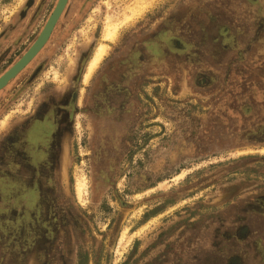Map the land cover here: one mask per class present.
I'll return each instance as SVG.
<instances>
[{"label": "rangeland", "instance_id": "1", "mask_svg": "<svg viewBox=\"0 0 264 264\" xmlns=\"http://www.w3.org/2000/svg\"><path fill=\"white\" fill-rule=\"evenodd\" d=\"M30 1L0 0V33ZM56 1L32 11L15 38L30 44ZM136 1L71 0L50 41L0 92L1 138L50 88L71 101L72 119L45 191L49 232L18 211L6 229L0 218V264H254L251 253L229 252L239 245L234 205L264 195V143L249 136L248 88L241 83L238 99L230 83L223 91L221 83L198 85L179 58L174 75L170 22L183 23L188 2L204 0H142L144 11L133 14ZM225 14L230 28L235 15ZM113 22L116 38L85 81ZM222 221L228 231L217 238ZM256 227L264 250V216Z\"/></svg>", "mask_w": 264, "mask_h": 264}, {"label": "flooded vegetation", "instance_id": "2", "mask_svg": "<svg viewBox=\"0 0 264 264\" xmlns=\"http://www.w3.org/2000/svg\"><path fill=\"white\" fill-rule=\"evenodd\" d=\"M230 1H233V4ZM248 1L252 3L251 6ZM47 2L48 0H41L40 4L36 5L37 0H31L28 7L20 11V19L0 33V77L31 48L41 34L58 0L42 30L30 44L26 43L24 37L15 38L16 32L28 22L32 11L36 10L35 14L40 11L42 13ZM258 3L256 0H204L202 7H194L201 9L202 15L198 19L194 17V2L189 1L184 22L172 19L168 30L173 33L169 45L175 57L172 63L174 75L180 71L177 61L179 58L192 82L195 78L198 85L221 83L223 91L224 84L230 83L233 93L239 99L242 94L241 83H245L248 88V102L245 106L252 118L249 123V136L264 143V139H261L264 135V10L257 6ZM225 13L235 15V21L230 28L222 21L226 17ZM203 14H208V17L210 15L211 21L202 20ZM60 18L48 41L52 38ZM197 29H200V32L196 34ZM180 32L185 33L184 38ZM14 51L21 52L11 61ZM40 51L14 79L29 66ZM259 52L262 56L256 54ZM228 59L225 66V60ZM255 62H259V69H254L257 65ZM41 64L37 65L35 76L41 71ZM225 72L226 77L231 74L232 78L225 80V77H222ZM14 79L0 89V92L9 88ZM25 90L26 86L19 89L20 92ZM41 97L33 109L31 104L29 109H24L23 114L14 117L7 134L3 138L0 137V218L3 225L10 224L14 210L18 211V219L25 218L31 228L35 222L46 227L42 214V206L48 205L45 191L49 185L54 184V173L58 169L57 164L62 154V139L67 130H71L72 119L69 116L71 101L69 103L57 98L54 88H50ZM234 207L240 216L235 222L239 245L231 246L229 252L234 254L233 258H239L242 253H251L254 256V264H264V250H261L260 246L262 240L258 239L256 229L257 216H264V195L254 196L246 201L244 199L243 202L238 201ZM7 224L4 225L5 229ZM47 230L48 233L49 229ZM217 231V238L226 234L228 230L224 227V221ZM257 258L260 261H256Z\"/></svg>", "mask_w": 264, "mask_h": 264}, {"label": "water", "instance_id": "3", "mask_svg": "<svg viewBox=\"0 0 264 264\" xmlns=\"http://www.w3.org/2000/svg\"><path fill=\"white\" fill-rule=\"evenodd\" d=\"M68 1L69 0H58L54 11L49 17L44 29L35 43L9 70H7L0 77V89H2L13 77H15L46 44Z\"/></svg>", "mask_w": 264, "mask_h": 264}, {"label": "bare ground", "instance_id": "4", "mask_svg": "<svg viewBox=\"0 0 264 264\" xmlns=\"http://www.w3.org/2000/svg\"><path fill=\"white\" fill-rule=\"evenodd\" d=\"M142 0H137L136 1V3L134 4L135 6L134 7H131V10H130V12L131 11H133V12H131V13H133V14H136L137 13V11H139L140 9L138 8V6H140L142 3ZM129 7H130V5H128ZM133 6V5H132ZM142 7V6H141ZM140 11H144V10H140ZM139 14H140V12H139ZM138 15V14H137ZM136 16V15H135ZM126 17V16H125ZM129 17H131V16H129ZM127 18H128V16H127ZM126 18V19H127ZM126 19H125V21H126ZM132 20V19H131ZM130 20V21H131ZM127 21H129V20H127ZM120 25V23H110L109 25H108V29H107V32H106V34L103 36V39H104V41L103 42H101L100 44H99V46H98V48H97V50H96V52H95V54H94V57L92 58V60H91V62H90V66H89V73H87V75H86V77H85V81H88L89 80V78H90V75L93 73V71H94V69L99 65V63H100V61H101V59L104 57V55L106 54V52H107V47H108V43L106 42L107 40H113V39H115L116 38V35H117V33H118V26ZM4 120V119H3ZM7 121V119L4 121V123ZM2 124V123H1ZM85 184V183H84Z\"/></svg>", "mask_w": 264, "mask_h": 264}, {"label": "crops", "instance_id": "5", "mask_svg": "<svg viewBox=\"0 0 264 264\" xmlns=\"http://www.w3.org/2000/svg\"><path fill=\"white\" fill-rule=\"evenodd\" d=\"M256 2L258 3V5L257 6H259V7H261V8H263V10H264V0H256ZM248 3H249V1H248ZM240 4V3H239ZM249 6H251L252 5V3H249L248 4ZM260 43H257V45H259ZM258 56H262L261 54H260V52L259 53H256ZM256 55V56H257ZM257 61V60H256ZM256 63V62H255ZM259 63V62H258ZM258 63H256L257 65H256V67L254 68L255 70L256 69H259L260 68V66H259V64Z\"/></svg>", "mask_w": 264, "mask_h": 264}]
</instances>
